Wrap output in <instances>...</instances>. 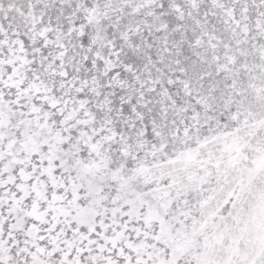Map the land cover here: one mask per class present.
I'll use <instances>...</instances> for the list:
<instances>
[{
  "label": "snow or ice",
  "instance_id": "6c2138e0",
  "mask_svg": "<svg viewBox=\"0 0 264 264\" xmlns=\"http://www.w3.org/2000/svg\"><path fill=\"white\" fill-rule=\"evenodd\" d=\"M0 264H264V0H0Z\"/></svg>",
  "mask_w": 264,
  "mask_h": 264
}]
</instances>
